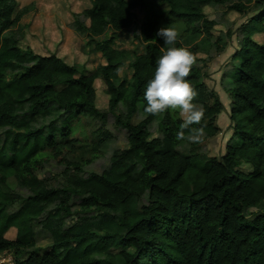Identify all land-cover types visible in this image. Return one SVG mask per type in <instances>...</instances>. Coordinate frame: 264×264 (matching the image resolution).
Returning a JSON list of instances; mask_svg holds the SVG:
<instances>
[{"label": "trees", "instance_id": "obj_1", "mask_svg": "<svg viewBox=\"0 0 264 264\" xmlns=\"http://www.w3.org/2000/svg\"><path fill=\"white\" fill-rule=\"evenodd\" d=\"M89 1L68 26L87 38L83 52L90 46L106 63L85 75L81 65L22 48L29 10L0 0V255L12 264H264V0ZM205 8H222L221 22ZM136 12L141 53L114 48L119 34L136 26ZM231 12L245 19L236 35L229 28L222 34L238 44L223 75L231 83V135L217 155L194 152L196 144L182 155L176 113H144L162 47H181L178 40L165 46L156 33L180 25L195 37L188 80L205 110L204 139L213 138L224 106L204 70L225 44L211 31ZM97 80L105 109L96 105ZM80 118L98 124L102 142L114 137L104 129L109 123L124 131L127 147L113 151L100 173L87 171L96 158L72 138ZM35 227L50 236L44 252ZM11 229L13 240L6 237Z\"/></svg>", "mask_w": 264, "mask_h": 264}, {"label": "rangeland", "instance_id": "obj_2", "mask_svg": "<svg viewBox=\"0 0 264 264\" xmlns=\"http://www.w3.org/2000/svg\"><path fill=\"white\" fill-rule=\"evenodd\" d=\"M16 3V11L23 8L29 10V13L21 20V25L27 27L26 39L21 42L22 48L30 47L36 54H41L42 56L55 54L59 58L65 60L69 65H81L84 67L85 75L90 74L98 65H104L106 63L105 59L102 58L100 54L92 52L90 46L83 52L81 47L85 46L84 44L87 38L76 35L68 26L73 22V13H79L90 7L89 0H16ZM162 10H164V7H159V9H157V11ZM221 12L222 8H217V10L211 8L204 9V13L208 18L219 22H221L219 19ZM141 21L142 15L136 12V26L131 28L129 32L120 33L113 43L114 48L126 50L134 54L141 53L142 47L135 39V33ZM244 21L245 19L240 18L237 13H228L224 18V23L222 22V24L216 25L211 33L214 37L221 36L226 29L229 28L230 31L236 35L241 23ZM172 28L178 32L177 40L180 42L181 47L188 48L194 44L195 37L185 35L180 25H175ZM235 35L230 39L222 35V40L225 43L223 50L218 53H211L205 65L204 81L209 88L218 93L224 110L216 121L219 134L213 138L204 139L202 143L196 144L193 148L194 152L204 156L219 154L221 149L225 147V143L230 137L229 135H231L232 124L226 113V111H229L231 105V97L228 92L231 83L229 80L225 81L223 75H226L227 71L233 66L230 62V58L238 46ZM254 40L256 42H261L262 36L255 35ZM198 57L200 59H206L204 55H198ZM124 74H127L125 68L120 72V75ZM94 89L96 91L97 107L105 109L108 99L105 94L104 84L100 80H97L94 83ZM176 115L179 117L178 113H176ZM139 120L140 116L134 117L131 123L136 124ZM154 126L155 124L151 126V130H156ZM72 127V138L78 141L79 145L82 146V150L87 154V157L96 158L95 162L87 167V171L100 173L102 169L107 166L108 159L113 151L127 147L124 131L118 130L112 122L104 129L111 132L114 137L112 140L110 139L106 142L101 141L102 135L100 134L101 131L98 124L87 118H80L78 121H73ZM157 135L158 133L153 131L151 138ZM95 145H97L98 148L96 152H93L92 147ZM177 150L180 154L186 155L190 150V145L186 141L181 142ZM258 208H264V200L259 202ZM6 237L7 239L13 240L15 237V230L11 229L7 232ZM34 238L39 250L42 252L48 250L51 239L46 232L35 227ZM0 264H12L11 256L9 254L0 255Z\"/></svg>", "mask_w": 264, "mask_h": 264}, {"label": "clouds", "instance_id": "obj_3", "mask_svg": "<svg viewBox=\"0 0 264 264\" xmlns=\"http://www.w3.org/2000/svg\"><path fill=\"white\" fill-rule=\"evenodd\" d=\"M156 35L164 40L165 46H169L176 43L178 32L167 26L161 27ZM162 53L156 61L154 77L145 87L144 113L153 117L169 111L178 113L182 123L175 139L188 144L202 143L206 136L202 125L205 110L202 105L194 103L199 93L188 80L196 57L185 47H162ZM116 71L119 74L123 69Z\"/></svg>", "mask_w": 264, "mask_h": 264}]
</instances>
